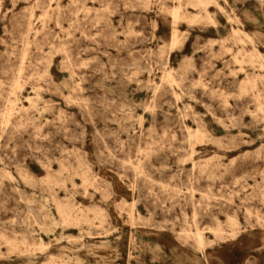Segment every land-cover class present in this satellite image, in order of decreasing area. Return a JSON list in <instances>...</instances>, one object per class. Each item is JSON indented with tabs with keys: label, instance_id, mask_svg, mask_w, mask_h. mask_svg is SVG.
Wrapping results in <instances>:
<instances>
[{
	"label": "rangeland",
	"instance_id": "1",
	"mask_svg": "<svg viewBox=\"0 0 264 264\" xmlns=\"http://www.w3.org/2000/svg\"><path fill=\"white\" fill-rule=\"evenodd\" d=\"M197 1L0 0V264H264V0Z\"/></svg>",
	"mask_w": 264,
	"mask_h": 264
},
{
	"label": "bare ground",
	"instance_id": "2",
	"mask_svg": "<svg viewBox=\"0 0 264 264\" xmlns=\"http://www.w3.org/2000/svg\"><path fill=\"white\" fill-rule=\"evenodd\" d=\"M50 1V0H49ZM225 1V0H224ZM52 2V1H51ZM143 2V1H142ZM211 2V0H198L197 1V4L199 5V6H201L203 9H206V7H207V5L209 4ZM135 4H133V6H134ZM135 8V7H134ZM58 9V8H57ZM31 11V10H30ZM171 14H172V17H173V19H177V18H179V16H180V9H179V7H175L173 10H172V12H171ZM233 16H234V14H233ZM235 17V16H234ZM230 26H231V24H230ZM241 32V30H239V29H233V34L236 36V35H238L239 33ZM243 32H244V29H243ZM239 40H241L240 38H239ZM179 42V40H178V34H177V30L176 29H174L173 31H172V33H171V36H170V40H169V48H168V51H167V55H170L172 52H173V50L176 48V45H177V43ZM207 43V42H206ZM201 49V48H200ZM101 54V53H100ZM259 54V53H258ZM168 57V56H167ZM259 57V55H257V54H251L250 55V59L251 60H254V58H258ZM86 60V59H85ZM84 64V63H83ZM93 70V69H92ZM99 71V70H98ZM98 71H97V73H98ZM113 75V74H112ZM206 75V74H205ZM168 76H169V73H168ZM245 84H249L250 85V87H251V89H253L254 87H255V84H254V80H252L251 81V79L250 78H246V80H245V82H244ZM28 97H29V95H28ZM41 100V99H40ZM67 101V100H66ZM109 102V101H108ZM122 106V105H121ZM127 106V105H126ZM173 106V105H172ZM175 106H176V104H175ZM128 107V106H127ZM121 109V108H120ZM8 111V110H7ZM121 111H122V109H121ZM180 113V112H179ZM180 116H181V113H180ZM142 117V116H141ZM142 120V119H141ZM7 132V131H6ZM196 132V131H195ZM163 137V136H162ZM35 140V139H34ZM189 144V143H188ZM181 152V151H180ZM264 154V153H263ZM2 163V162H1ZM135 167V166H134ZM182 191V190H181ZM133 198V197H132ZM20 200V199H19ZM22 201V200H21ZM28 209H30V208H28ZM58 211H59V214L61 215V217H62V220L64 221V222H76V223H78L79 221H80V219H81V217L79 216V214H76V213H74V210L72 209V208H70V207H65V206H58ZM228 224H229V226L231 227V233H230V235H231V237H236L240 232H241V229L239 228V226H238V222L235 220V219H229L228 220ZM218 231H220V230H214V232H215V235H218ZM192 238H193V240H194V242H195V244H196V246L199 248V249H201V250H203L207 245H210L211 244V242H206V240H205V237L203 236V234L200 232V231H196V232H194L193 233V236H192ZM25 242V241H24ZM42 242V240L40 241V243Z\"/></svg>",
	"mask_w": 264,
	"mask_h": 264
}]
</instances>
